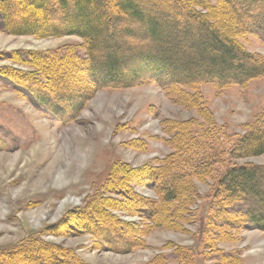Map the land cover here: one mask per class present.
Masks as SVG:
<instances>
[{"label":"trees","instance_id":"obj_1","mask_svg":"<svg viewBox=\"0 0 264 264\" xmlns=\"http://www.w3.org/2000/svg\"><path fill=\"white\" fill-rule=\"evenodd\" d=\"M21 1L31 8L25 16L19 15L18 0H0V31L36 38L74 35L82 41V57L74 45L61 52H14L13 63L33 70L0 69V78L55 117L71 118L96 89L152 82L174 102L196 109L205 121L210 115L196 91L200 85L225 88L264 78V57L237 41L253 31L264 40V0H216L213 6L207 0ZM78 72L85 92L62 91L67 73ZM164 123L172 132V151L139 167L112 162L83 207L66 212L49 228L63 236L87 233L95 246L129 252L144 244L145 231L176 230L192 216L199 222L198 251L187 252L194 264L200 256L219 254L217 242L231 240L240 229L264 232V163L232 162L264 154V103L246 131L230 141L223 132L216 138L212 123L205 128L194 119ZM204 144L213 151H194ZM208 178L213 183L197 214L190 208L196 199L194 180ZM133 184L151 189L153 197L135 192ZM236 204L244 208L232 209ZM112 211L139 222L124 221ZM40 235L0 249V264H87L72 249L44 242ZM225 262L238 264V259L218 255L212 264ZM145 264L169 262L157 254Z\"/></svg>","mask_w":264,"mask_h":264},{"label":"rangeland","instance_id":"obj_2","mask_svg":"<svg viewBox=\"0 0 264 264\" xmlns=\"http://www.w3.org/2000/svg\"><path fill=\"white\" fill-rule=\"evenodd\" d=\"M18 2V7L22 6L19 15H27L31 8L21 0ZM206 2L213 6L216 0ZM196 9L206 12L203 6H196ZM237 41L248 52L264 57V40L256 31L238 37ZM81 44V39L74 35L36 38L0 31V69L33 70L27 65L13 63L10 56L14 52H61L74 45L78 46L77 55L82 57ZM79 74L67 73L60 85L62 91L69 92L72 88L84 93ZM196 91L210 120L208 117L204 121L196 109L174 102L152 82L96 89L89 94L86 103L66 119L68 116L55 117L37 108L32 100L17 92L10 81L0 78V249L41 234L39 237L44 242L72 249L87 264H145L157 254L165 255L169 264H194L187 252L191 248L193 252L198 251L199 222L192 220V216L176 230L152 228L145 231L144 244L129 252L116 243L112 246L118 245L120 251L114 247L95 246V239L87 233L56 235L58 230L54 232L49 227L66 212L83 207L105 180L112 162L139 167L172 151L169 145L172 132L166 130L164 120L194 119L204 128L212 123L216 138L219 139L223 132L231 137L229 141L234 139V134H243L246 125L254 121L263 107L264 78L225 88L202 84ZM219 146L226 147V144ZM219 146L217 151H220ZM194 151L213 149L204 144ZM232 162L263 164L264 154ZM212 183L210 178L194 180L196 199L190 208L196 209L197 214ZM132 187L143 196L153 197L152 190L147 187L136 184ZM238 208L244 205L236 204L232 209ZM112 212L124 221L139 222L134 216ZM217 246L219 254L200 256L195 264H212L218 260V255L235 256L238 264H264V232L257 229H240L231 240L217 242Z\"/></svg>","mask_w":264,"mask_h":264}]
</instances>
